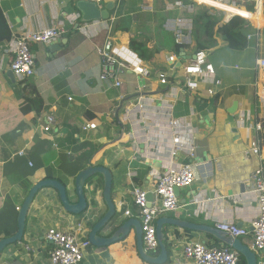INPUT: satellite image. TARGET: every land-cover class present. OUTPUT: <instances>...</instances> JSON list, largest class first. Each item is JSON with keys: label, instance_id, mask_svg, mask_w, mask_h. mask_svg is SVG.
<instances>
[{"label": "crops", "instance_id": "1", "mask_svg": "<svg viewBox=\"0 0 264 264\" xmlns=\"http://www.w3.org/2000/svg\"><path fill=\"white\" fill-rule=\"evenodd\" d=\"M176 1L181 0H118V7L109 20L85 23L71 30L62 50L53 53L51 43L34 44L37 74L20 81L8 75L14 54L7 49L14 38L22 27L41 29L55 17L69 18L76 11L74 0H0V240L17 231L16 208L22 206L28 194L21 184L24 179L34 185L43 179H57L68 186L71 201L77 202L74 178L91 165H102L112 172L117 216L122 215L123 209L136 213L133 187L151 190L157 183V175L172 163L169 131L162 115L155 112H162L158 106L161 99L175 102L174 115L191 117L197 128L195 157L187 158L183 153L176 161L201 164L197 166L195 183L180 189L181 207L160 217L214 227L223 221L252 227L258 205L251 190V175L264 166V144L258 155L249 151L257 137L262 136L264 143V129L259 133L255 129L257 121L264 123V103L257 94L258 87L264 85V68H257L256 64L257 58L264 57V5L260 12L251 2L240 3L239 8L228 7L232 17L249 18L240 30L245 43L242 48L233 45V49L228 46L229 51H224L229 43L221 33L204 40L203 29L198 27L196 32L194 29L192 44L179 55L189 61L201 49L197 42L201 40L210 46L203 50L215 73L202 80L199 91H171L173 97L170 92L166 95L168 88L160 83L158 72L182 75L184 65L172 67L165 62L168 53H175L171 50L174 36L165 28V23L169 18L181 16L193 24L190 14L195 8L183 2L186 8L169 9L168 4ZM193 1L202 7L204 3H213L212 0ZM227 14L223 13V22L229 21ZM128 15H140L142 22L137 25L134 21L133 31L116 28V21ZM108 40L136 53L152 71V76L145 78L122 67L119 69L121 87H115L111 80H101V58L96 47ZM210 54L214 55L209 57ZM26 80L35 85L43 99L44 109L40 114L56 115L58 124L53 131H38L40 114L22 113L20 104L27 93L23 83ZM142 84H147L149 89L140 90ZM209 89L220 95L217 108L211 106L214 95ZM141 93L152 99L149 106L146 111L128 116L127 110L136 104ZM235 101L237 110L229 113ZM88 121L97 122V129L82 130ZM86 197L89 208L77 216L65 211L57 190L41 189L28 211L23 239L3 250L0 264H49L48 228L66 230L88 215L87 231L90 232L107 211L102 176L87 183ZM117 216L102 229V236L112 235L119 222L129 218ZM165 234L169 252L165 264L184 259V246L192 240L211 246L225 245L210 234L184 227L165 225ZM239 239L251 247L250 237ZM155 251L151 254L158 256L161 248L158 246ZM257 256L259 264H264V249ZM81 264L154 263L140 257L132 228L125 239L109 246L91 245ZM183 264L190 263L185 260ZM239 264H247L246 259L241 258Z\"/></svg>", "mask_w": 264, "mask_h": 264}, {"label": "built area", "instance_id": "2", "mask_svg": "<svg viewBox=\"0 0 264 264\" xmlns=\"http://www.w3.org/2000/svg\"><path fill=\"white\" fill-rule=\"evenodd\" d=\"M212 6L230 12L228 7H238L240 3L251 2L254 9L260 12L264 5V0H212ZM226 7V8H225ZM169 9L186 8L182 1L168 4ZM231 15V16H230ZM233 13L226 16L228 21ZM165 28L172 32L174 41L179 46L192 44L193 24L192 20L186 17L169 18L165 23ZM69 32L65 19L53 18L47 27L41 29H20V34L13 40L12 46L7 49L14 54L10 68L18 80L22 81L37 74L36 55L33 50L34 44H49L51 41L61 38ZM250 37V36H249ZM101 58L102 80H111L115 87L122 86L120 68L131 69L135 74L150 78L152 71L143 65L142 59L129 49L119 48L113 40H108L97 47ZM184 60L182 75L169 77L164 71L158 72V78L162 85L167 86V92L189 90L199 91L202 80H207L209 76H214L215 70L212 64L207 61V54L203 50H197L195 58L186 61L185 57L175 53H168L165 62L175 66L177 61ZM257 68H264V57L256 60ZM181 67V66H180ZM173 69V68H172ZM217 83H219L217 81ZM140 90H148L147 84H142ZM172 91V92H171ZM211 95H215L213 89H209ZM258 99L264 103V85L258 87ZM151 98L140 94L134 106L127 110L129 116L132 112L146 111L151 102ZM177 100V99H175ZM162 103L155 110L156 114H161L165 120V126L170 136V154L172 163L157 175V183L151 189L134 186L132 189L133 203L137 207L136 213L130 209H123L121 218L137 217L142 223L143 243L147 252L158 249L156 222L160 216L167 211H174L181 207L180 200L176 194V188L191 186L197 180V166L201 163L177 162L176 160L183 153L187 158H194L196 154L195 135L197 128L193 126L191 117H177L174 115L175 102H167L161 99ZM37 129L41 133L51 132L55 129L57 119L53 113L38 116ZM95 121H88L82 125V130L90 131L97 129ZM255 128L257 132H262L264 123L259 121ZM262 139L257 137L252 143L250 152L258 155L261 152ZM23 154L22 152H20ZM204 163V162H202ZM30 165H33L30 162ZM251 190L255 193L257 202V212L251 221V228L240 226L232 221L217 223L216 227L225 231L231 238L250 237L251 247L255 252L264 249V166L256 169L251 175ZM153 194V200L148 199L149 193ZM120 208H122L120 206ZM19 207L16 208L19 211ZM196 212V211H195ZM90 218L83 216L72 228L61 230L57 227H50L46 231V238L50 242L49 264H81L85 258L88 248L92 245L89 239L87 225ZM31 250L30 246H26ZM185 260L190 264H239L240 253L234 248L226 245L211 246L203 241L192 240L184 246V259L178 258L174 264H183Z\"/></svg>", "mask_w": 264, "mask_h": 264}, {"label": "water", "instance_id": "3", "mask_svg": "<svg viewBox=\"0 0 264 264\" xmlns=\"http://www.w3.org/2000/svg\"><path fill=\"white\" fill-rule=\"evenodd\" d=\"M74 7L80 14L79 22L75 23L74 28L77 30L81 25L93 21L104 20L107 21L111 17V13L118 7V0H74ZM66 15L68 13H65ZM69 33H66L62 38L51 41L50 50L55 53L62 50L63 44L68 40ZM195 58V56L191 57ZM182 62H177L179 66ZM8 75L13 79L15 77L14 72L10 69ZM15 80V79H14ZM238 107V102L235 101L228 109L229 113H235ZM237 114V113H236ZM96 176H102L103 178V199L107 205V211L103 216L92 226L89 232V239L91 244L97 247L109 246L115 242L125 239L132 228L135 229L137 238V247L140 257L154 264H165L169 259V252L167 245L165 244L166 234L165 225H171L176 227H184L196 231H202L210 234L220 240L223 244L230 246L237 250L247 261V264H259L257 252L252 247L243 244L239 238H231L225 231L218 229L216 226H209L203 224L191 223L187 220H181L171 217H160L156 222L157 238L161 253L158 256H154L148 253L144 248L143 243V229L140 219L130 217L124 221H120L117 229L112 235L102 236L101 231L103 228L109 225V223L117 216V205L113 199V174L105 166L91 165L87 168L79 171L75 176L74 192L78 197L77 202H72L70 199V193L68 186L52 178H47L37 182L28 192L25 200L18 212V228L16 233L11 236L4 237L0 240V257L3 250L10 244L19 242L23 239L26 229V221L28 211L32 205L38 192L45 187H52L57 190L61 203L65 211L72 215H82L89 208V202L86 197V186L90 181H94ZM93 179V180H92ZM93 183V182H92ZM176 194L180 195V188H176ZM148 199L153 200V194H148Z\"/></svg>", "mask_w": 264, "mask_h": 264}, {"label": "trees", "instance_id": "4", "mask_svg": "<svg viewBox=\"0 0 264 264\" xmlns=\"http://www.w3.org/2000/svg\"><path fill=\"white\" fill-rule=\"evenodd\" d=\"M185 4H193L194 5V12L193 14H190L193 19L194 29L196 32V28L203 29L204 40H210L214 37V35L218 32L221 33L224 38L232 43L237 48L244 47L245 43H243V37L240 34V30L245 22L248 20L239 16L235 15L233 16L228 22H223V11H219L214 8L215 13H210V8L198 6L193 0H182ZM169 15V13H165ZM146 17V16H145ZM134 21L137 25H139L142 22L140 15L135 16H125L121 17L120 20L116 21V28H124L123 30H130L133 31L134 27ZM220 23V26L216 29L217 24ZM198 46L201 48V50L206 49L209 46V44L204 45L201 40H198ZM189 46H179L173 41V45L171 47V50H173L178 55L182 51V49H187ZM25 84V91L27 92L24 96L23 100L20 104V109L23 114H28L30 112H35L37 115H39L43 109H44V102L40 94L37 92V89L35 85H33L29 81H23ZM220 101V95L217 94L211 99V106L214 108H217L219 106ZM206 102V101H204ZM262 139L263 137L260 136ZM22 186L25 188V192H29V190L34 186V184L28 180L24 179V181L21 183ZM156 252V251H155ZM241 258L243 256L241 255Z\"/></svg>", "mask_w": 264, "mask_h": 264}, {"label": "clouds", "instance_id": "5", "mask_svg": "<svg viewBox=\"0 0 264 264\" xmlns=\"http://www.w3.org/2000/svg\"><path fill=\"white\" fill-rule=\"evenodd\" d=\"M182 1V0H181ZM183 2V1H182ZM203 6L204 7H207V8H210L211 10H214V8L215 7H213L211 4H206V3H204L203 4ZM237 8H239V6L237 7ZM215 9H217V10H219L218 8H215ZM242 9V8H241ZM76 10V9H75ZM215 11V10H214ZM219 11H223V13L225 14V13H228L227 15H229L230 14V12H227V11H224V10H222V9H220ZM246 11H248V10H246ZM248 12H250V11H248ZM73 13L75 14V15H73ZM68 15V14H67ZM72 16H74V17H72ZM240 16V15H239ZM69 18H67V17H64V16H60V17H58V18H60V19H65L66 20V24H67V27H68V29H69V32H71V30H75V28H74V25H75V23H77V22H79V20H80V14H79V12L76 10L75 12H72V13H70L69 14V16H68ZM242 17V16H241ZM243 18H245V19H249V18H246V17H243ZM231 19V18H230ZM229 19V20H230ZM69 22V23H68ZM194 31V30H193ZM69 32H67V33H69ZM65 35V34H64ZM63 35V36H64ZM62 36V37H63ZM174 36V35H173ZM51 43V42H50ZM188 46H190V45H188ZM201 50V49H200ZM204 51V50H203ZM175 54H177V53H175ZM190 59H194V58H190ZM208 61V60H207ZM177 62H182L179 66H177ZM176 63H175V66L176 67H180L181 65H184L183 63L185 62L184 60H182V61H177ZM37 63V62H36ZM211 64V63H210ZM171 65V64H170ZM11 69V68H10ZM12 70V69H11ZM16 77V76H15ZM214 96H216V95H214ZM213 96V97H214ZM212 97V98H213ZM244 119V118H243ZM259 121H257L256 123H258ZM256 123H255V125H256ZM256 129V128H255ZM45 133H47V132H45ZM261 138V137H260ZM262 139V138H261ZM262 144H264L263 143V141H262V143H261V146H262ZM181 189V188H180ZM151 193V192H150ZM179 197V196H178ZM20 208V207H19ZM20 210V209H19ZM19 212V211H18ZM117 214H118V211H117ZM117 217H119V218H121L120 216H117ZM227 246V245H226ZM148 253H151V252H148ZM241 255V254H240Z\"/></svg>", "mask_w": 264, "mask_h": 264}, {"label": "rangeland", "instance_id": "6", "mask_svg": "<svg viewBox=\"0 0 264 264\" xmlns=\"http://www.w3.org/2000/svg\"><path fill=\"white\" fill-rule=\"evenodd\" d=\"M240 7H241V6H240ZM246 10H247V9H246ZM212 11H214V10H212ZM222 20H223V19H222ZM219 26H220V23L217 24V27H219ZM194 36H195V35H194ZM227 42L229 43V45H227V46H225V47L223 48V49H225L224 51H229V50H228L229 47H232L231 49H233V44L230 43L229 41H227ZM100 45H102V44H100ZM100 45H97V47L100 46ZM228 46H229V47H228ZM97 47H96V48H97ZM214 51H216V50H214ZM212 55H214V54H210L209 57H211ZM168 76H169L170 78H171V77L173 78V77H174V74H173V73H169ZM100 79H101V78H100ZM101 80H102V79H101ZM70 99H72V97H69V100H70ZM53 114H54V113H53ZM54 115H55V114H54ZM55 117H56V115H55ZM56 119H57V117H56ZM57 124H58V120H57ZM57 124H56V125H57Z\"/></svg>", "mask_w": 264, "mask_h": 264}, {"label": "bare ground", "instance_id": "7", "mask_svg": "<svg viewBox=\"0 0 264 264\" xmlns=\"http://www.w3.org/2000/svg\"><path fill=\"white\" fill-rule=\"evenodd\" d=\"M231 16V15H230Z\"/></svg>", "mask_w": 264, "mask_h": 264}]
</instances>
